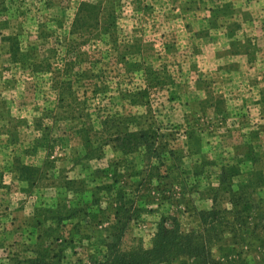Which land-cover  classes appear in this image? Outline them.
<instances>
[{
    "label": "rangeland",
    "instance_id": "1",
    "mask_svg": "<svg viewBox=\"0 0 264 264\" xmlns=\"http://www.w3.org/2000/svg\"><path fill=\"white\" fill-rule=\"evenodd\" d=\"M5 1L0 37L15 35L20 56L0 41V264L34 251L101 264L120 206L122 250L150 248L161 218L189 232L214 198L228 208V185L264 225V0ZM89 1L99 24L68 51L53 33ZM15 159L38 168L30 182ZM247 242L212 255L264 264V242Z\"/></svg>",
    "mask_w": 264,
    "mask_h": 264
},
{
    "label": "trees",
    "instance_id": "2",
    "mask_svg": "<svg viewBox=\"0 0 264 264\" xmlns=\"http://www.w3.org/2000/svg\"><path fill=\"white\" fill-rule=\"evenodd\" d=\"M101 11L100 2H80L69 31L63 30L59 37L55 35V32L51 33L54 34L53 36H57L55 39L65 41L68 51H71L73 41L81 40L80 30L94 29L98 26ZM7 14L6 1L0 0V15L2 17ZM3 21L8 23L6 18ZM0 41L7 42L10 60L13 63L19 62L20 48L16 36L1 35ZM49 68L50 64L47 61H40L35 65V70L39 73H46ZM135 138V141H141L150 156H154L152 143L148 142L144 133L138 134ZM15 161H13L12 167L18 171L22 181L30 182L33 172H36L38 168L35 169L28 164ZM240 187L245 189V185H240ZM226 193L228 208L220 207L214 198L213 206L210 209L197 213L198 229L184 232L175 219L171 221L170 226H167L166 218H161L156 224L150 248L139 246L128 251L122 250L121 240L129 219L125 214H122L121 206L116 208L114 220L110 226L111 240L105 246V259L101 264H175L180 259H186L187 264H219L212 255V248L217 244L232 242V244L238 245L243 243L245 247L253 248L250 243H245V241L264 242V225L258 222L256 215L253 216L254 211L259 213L260 206L257 205L255 208L256 204H249L246 196H242L240 193L239 187L234 189L233 186L228 185ZM251 209L254 211L251 212ZM34 254V257L27 259L28 264H47L48 251H34ZM261 254L264 258V251Z\"/></svg>",
    "mask_w": 264,
    "mask_h": 264
}]
</instances>
